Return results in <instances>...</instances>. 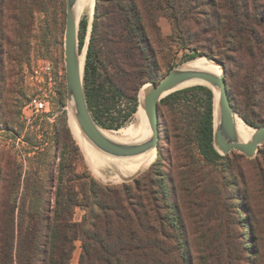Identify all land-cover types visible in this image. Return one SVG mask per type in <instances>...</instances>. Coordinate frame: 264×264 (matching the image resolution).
Here are the masks:
<instances>
[{
  "label": "trees",
  "instance_id": "1",
  "mask_svg": "<svg viewBox=\"0 0 264 264\" xmlns=\"http://www.w3.org/2000/svg\"><path fill=\"white\" fill-rule=\"evenodd\" d=\"M44 2L37 1V10L44 8ZM19 4L12 5L11 27L24 30L30 26L32 11L23 0ZM94 10L83 87L89 110L104 129L119 127L109 121L115 95L122 96L125 87L130 90L126 94L129 117L137 112L138 89L154 80L157 63L146 28L160 32L159 17L169 21L171 40L189 51V60L206 55L223 62L225 68L239 60L249 75V85L264 88V0H95ZM5 27L0 24V34ZM86 28L81 22V50ZM227 88L235 112L245 123L259 127L241 113ZM213 99L209 88L196 85L174 91L159 102V125L162 107L173 106L183 111L185 126L188 118L195 122L194 146L186 149L188 155L176 154L197 158L199 169L190 162L171 166V170L182 166L191 177L219 171L225 176L233 171L225 164L234 152L221 155L213 145ZM171 121L177 124L178 118ZM166 181L164 174L151 170L118 185L62 172L57 179L49 174L44 182L34 181L31 206H26L25 194L21 207H0V264H70L77 240L78 264H244L245 237L227 239V231L226 238L222 237L224 224L214 208L221 187L215 182L209 186L215 197L208 213L214 222L206 228L208 237L192 242L167 193ZM13 184L25 190L30 186L20 177ZM198 184L203 187L204 181ZM77 207L85 212L79 222L73 219Z\"/></svg>",
  "mask_w": 264,
  "mask_h": 264
},
{
  "label": "rangeland",
  "instance_id": "2",
  "mask_svg": "<svg viewBox=\"0 0 264 264\" xmlns=\"http://www.w3.org/2000/svg\"><path fill=\"white\" fill-rule=\"evenodd\" d=\"M23 1L31 6L32 11L30 26L24 30L11 27L12 5H20V0L0 3V24L6 26L0 34V207L12 204L21 207V197L25 194L28 196L26 206H31L30 195L35 189L31 183L44 182L49 174L55 179L61 172L65 176L70 173L88 175L99 184L118 185L131 182L141 173L151 170L165 175L167 193L171 201L176 203V212L186 224L189 239L198 242L208 237L206 228L214 224L208 213L214 207L211 201L215 197L209 186L215 182L221 187V192L215 198L214 208L224 224L225 233L222 237L226 238V231L227 239L229 236L241 238L243 235L246 245L243 263L264 264V144L259 146L251 158L234 152L229 164H225L233 167V171L225 176L219 171L213 175L201 173L197 177H191L185 173L187 168L182 166L171 170V166L177 167L190 162L194 169H199L197 158H180L176 154L177 151H182L183 156L188 155L186 149L194 146L195 122L188 118L189 124L185 126L183 121L186 116L179 106H173V109L162 107L157 149L147 152L141 167L128 177H121L110 166L94 169L89 152H86L70 126L67 112L65 0H45L41 11L35 6L38 0ZM94 8L92 12L86 8L76 17L78 42L80 23L85 22L87 25L85 42L83 40L87 48ZM157 21L160 32L155 28H146L153 60L157 63L156 74L153 81H145L142 85L158 83L169 71L189 60L186 57L189 51L171 40L169 21L165 17H159ZM227 64L226 83L234 99L239 102L241 113L258 126L264 125V88L253 89L249 85V75L239 66V60ZM140 89L137 92L136 110ZM122 91V96H114V105L109 114V121L114 126L119 125L118 129H111L114 132L126 130L131 124L139 122L136 113L141 107L128 117L130 103L126 94L131 92L126 87ZM34 99L48 103L46 112L32 111L28 104ZM175 117L178 118L177 124L171 121ZM241 121L248 127L255 128L242 119ZM18 177L30 183L26 190L21 185L14 186V179ZM201 181H204V185L198 187ZM8 198L11 203H8ZM43 205L44 203L39 204ZM84 213V210L77 207L73 214L74 221H81ZM79 253L80 241L77 240L70 264H78Z\"/></svg>",
  "mask_w": 264,
  "mask_h": 264
},
{
  "label": "water",
  "instance_id": "3",
  "mask_svg": "<svg viewBox=\"0 0 264 264\" xmlns=\"http://www.w3.org/2000/svg\"><path fill=\"white\" fill-rule=\"evenodd\" d=\"M65 3L66 23L64 37V60L67 97L68 101L70 100L72 102V114L83 132V135L101 152L111 157L122 158L135 156L152 148L157 149L159 140V102L168 94L184 89L180 88L174 90L175 88L186 82L195 80L207 82L212 87L219 89L217 114L216 116L214 114V102L212 114L213 145L221 155L239 152L240 154L251 158L258 151L259 146L264 144V125L254 128V133L249 141L241 142L238 140L235 129V118L239 115L235 112L229 98L225 79V65L218 59L206 55L197 56L192 58L190 61L203 58L204 66L214 64L219 65L221 69V73L219 75L206 70H180L176 67L169 71L158 83H150V85L146 88L141 104L146 112L148 125L151 130V136L147 140L139 143H122L116 142L105 136L93 118L85 97L83 87L84 68L81 73L79 61L77 59L79 50L78 24L75 20V14L73 12L76 0H65ZM191 86H196V84Z\"/></svg>",
  "mask_w": 264,
  "mask_h": 264
},
{
  "label": "bare ground",
  "instance_id": "4",
  "mask_svg": "<svg viewBox=\"0 0 264 264\" xmlns=\"http://www.w3.org/2000/svg\"><path fill=\"white\" fill-rule=\"evenodd\" d=\"M86 8L90 12H92L94 8V0H76V3L73 7V12L75 14V20L76 22L78 21L76 17L78 18L79 15L81 14L82 11H84ZM87 46L86 44L84 45L83 49L80 51L78 50V61H79V66L80 70L82 73V70L84 68V62H85V54H86ZM191 60V59H190ZM185 61L181 63L178 66V69L180 70H186V69H200V70H206L210 71L214 74L219 75L221 73V69L219 65H207L204 66V59H197L195 61ZM204 85L209 87L213 91V98H214V114L216 116L217 114V101L219 97V89L216 87H212L210 84L207 82L201 81V80H195V81H189L186 82L179 87L175 88L180 89V88H185V87H190L191 85ZM150 84L146 83L144 84L141 89L139 90V96H138V101L139 105L138 108L141 107V110L138 111L136 114L139 117V122L137 124H131L128 129L126 130H118V131H112V130H107L99 126L101 131L105 136L108 138L116 141V142H122V143H139L142 141L147 140L151 136V130L148 125L147 121V115L145 110L143 109L142 106V100L145 94L146 88ZM72 102L69 100L68 105H67V112L68 115L70 116L69 118V123L71 128L73 129L74 133L76 136L79 138L81 144L83 145L84 149L86 152H89V158L90 162L92 163V166L96 170H100L104 166H110L111 168H114L118 174L121 177H128L130 173L136 171L139 167L143 165V162L145 160V156L147 152L150 150H147L143 153H140L135 156L131 157H122V158H117V157H111L103 152H101L99 149H97L91 141H89L84 135L83 132L81 131L79 125L75 121L73 114H72ZM137 108V110H138ZM239 117V116H237ZM241 118V117H239ZM235 118V129H236V134L237 138L241 142H247L250 140L251 136L254 133V129L248 127L245 125L241 119ZM254 128V127H253ZM153 149V148H152ZM156 149V148H154Z\"/></svg>",
  "mask_w": 264,
  "mask_h": 264
},
{
  "label": "built area",
  "instance_id": "5",
  "mask_svg": "<svg viewBox=\"0 0 264 264\" xmlns=\"http://www.w3.org/2000/svg\"><path fill=\"white\" fill-rule=\"evenodd\" d=\"M47 104L48 103L46 101H44V100L34 99L28 104V106L31 107L33 112H46Z\"/></svg>",
  "mask_w": 264,
  "mask_h": 264
}]
</instances>
